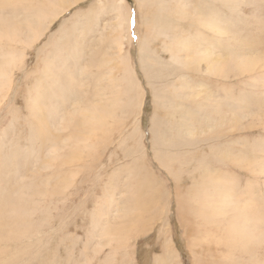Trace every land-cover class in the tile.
I'll return each instance as SVG.
<instances>
[{
  "label": "rangeland",
  "instance_id": "rangeland-1",
  "mask_svg": "<svg viewBox=\"0 0 264 264\" xmlns=\"http://www.w3.org/2000/svg\"><path fill=\"white\" fill-rule=\"evenodd\" d=\"M124 1L125 51L118 0L68 8L23 62L3 44L0 62L16 57L0 93V264H162L167 240L163 264H264V0ZM203 17L221 19L220 44ZM200 32L224 42L226 77L204 71Z\"/></svg>",
  "mask_w": 264,
  "mask_h": 264
},
{
  "label": "bare ground",
  "instance_id": "bare-ground-1",
  "mask_svg": "<svg viewBox=\"0 0 264 264\" xmlns=\"http://www.w3.org/2000/svg\"><path fill=\"white\" fill-rule=\"evenodd\" d=\"M79 1H83V0H0V9H5V8H9L10 6L15 8V11H12V18H8V19H4L3 23H1L0 25H6L8 28L4 29L2 28V26L0 27V51L4 50V46L3 44H7L9 47H14L15 49H17L16 47L18 45H20L22 48L20 49V54L17 55V60H22V57H24V49L26 47L24 46H30L31 44L37 40L39 37H41L44 32L42 31V28L46 31L48 29V27L50 26V23H52L56 18H58L59 16H61V14H63V12L67 11L68 8L72 7L73 5H75L76 3H78ZM139 1L140 5L142 8H149L150 7V3L152 0H137ZM156 1V0H155ZM153 1V2H155ZM116 3V2H115ZM118 5L116 6V4H114L116 6L115 10H116V17L115 19L118 20L117 24L114 23L113 29H112V33L114 35V37H112V42L116 45V47L118 48L119 51H125V41L128 39V27L126 26V11L124 12L125 9V1L124 0H118ZM155 4V3H154ZM113 5V4H112ZM113 5V6H114ZM111 10V9H110ZM114 10V11H115ZM7 11V10H6ZM10 11V10H9ZM169 11V9H168ZM26 12V13H25ZM112 12V11H111ZM77 14V13H76ZM146 14V13H144ZM160 16V15H159ZM164 16V15H163ZM218 16V14H217ZM6 17V16H5ZM4 17V18H5ZM8 17V16H7ZM6 17V18H7ZM3 18V16H2ZM145 18V17H144ZM148 18V17H147ZM171 19V18H170ZM3 20V19H1ZM173 21V20H171ZM200 21V26L204 29L209 30L211 33H214V40L218 41V43L220 44V42L226 38V28L224 25H222V23L220 21H216L213 17H203V19H199ZM144 22V21H143ZM21 23V24H20ZM149 23V22H148ZM147 22L145 24H148ZM110 24V23H109ZM166 24V23H165ZM3 26V27H4ZM165 26V25H164ZM173 26V25H172ZM162 27V26H160ZM171 28V26H169ZM166 28V27H165ZM169 29V28H168ZM175 29V28H174ZM138 32V31H137ZM144 32V31H143ZM140 34V33H139ZM199 34V33H197ZM112 35V36H113ZM150 35V34H149ZM151 36V35H150ZM202 36V38L205 39H209L210 41L208 43H210V46L206 48L205 52L203 55H205L209 59V63H207L205 65V67L203 68L204 71L208 74L211 75H217L220 77H226L227 73H229L228 71V65H229V58H227L224 55V42H222V48L217 49L214 45L215 41L211 40L212 37H208L207 33L200 32V35ZM213 36V35H211ZM142 39V38H141ZM141 39L139 38V48L140 51L144 52V54L146 53V55L150 54L151 51V46L148 45H142L140 44ZM213 39V38H212ZM185 40V39H184ZM129 41V40H128ZM128 41H126L128 43ZM147 41V40H146ZM36 42V41H35ZM186 42V41H184ZM182 42V43H184ZM203 43V41H202ZM206 43V41H205ZM203 43V44H205ZM217 43V45H218ZM211 45H214L213 47ZM128 46V45H127ZM203 48V47H202ZM10 49V48H9ZM9 49H7L9 51ZM13 49V48H12ZM26 50V49H25ZM19 51V50H17ZM3 52V51H2ZM6 52V51H5ZM13 53V52H12ZM16 53V52H15ZM7 54V53H5ZM151 55V54H150ZM5 56V55H4ZM145 56V55H144ZM7 57V56H5ZM16 57V56H15ZM14 56L9 55L8 58L3 59L0 62V93H2L3 89L5 87L8 88L9 84L7 83L9 81H11V76L13 74V64H14ZM3 58V57H2ZM121 59H126L125 61H121L123 63L122 67H123V79L127 80V81H131V86L132 88L139 87V82L137 79V76L135 74V70L134 68H132L131 66V61L130 59L126 56V57H122ZM120 59V60H121ZM141 59V58H140ZM246 59V61H244ZM243 61L240 63H236L237 67H243V66H247L248 64L252 65L251 63L253 62V60L249 59V58H245ZM231 60V59H230ZM204 61V60H203ZM233 61V60H232ZM235 61V60H234ZM237 61V60H236ZM252 61V62H251ZM155 62V61H154ZM231 62V61H230ZM19 63V62H18ZM17 63V64H18ZM233 63V62H232ZM20 64V63H19ZM247 64V65H246ZM232 65V64H231ZM235 65V66H236ZM254 65V64H253ZM252 65V66H253ZM143 68V64L140 65ZM195 66V65H194ZM251 66V67H252ZM149 67V66H148ZM234 67V66H233ZM16 68V67H15ZM230 68V67H229ZM232 68V67H231ZM246 67H244L243 69H245ZM238 69V68H237ZM242 69V68H241ZM231 70V69H230ZM228 71V72H227ZM188 81V80H187ZM130 83V82H129ZM189 83V82H188ZM201 83V82H200ZM6 84H8L6 86ZM134 84V85H133ZM184 85V84H183ZM203 86V87H202ZM200 86V92H205V88L204 85ZM207 89H209L207 87ZM133 90V89H132ZM141 90V89H140ZM139 90V91H140ZM194 90V89H193ZM195 91V90H194ZM208 92V91H207ZM140 93V92H139ZM214 93V92H213ZM202 94V93H201ZM205 94V93H204ZM210 94V93H209ZM196 95V93H195ZM2 97V96H1ZM156 98V97H155ZM165 99V98H164ZM1 100V99H0ZM136 105L138 107V105H140V101H139V96L137 95V99H136ZM165 103V102H164ZM116 105H111V113H114V108ZM161 106V105H160ZM113 108V109H112ZM89 113H87L88 116ZM90 115V114H89ZM97 120L99 119L98 117L99 114L95 113L94 115ZM90 117L92 118L93 116L90 115ZM93 119V118H92ZM95 119V120H96ZM73 120V119H72ZM97 122V121H96ZM96 124V123H95ZM62 126V125H61ZM155 126V125H154ZM138 128V127H137ZM139 131V130H138ZM137 131V132H138ZM190 132V131H189ZM135 133V132H134ZM140 135V134H139ZM158 135V134H157ZM66 137V136H65ZM133 137V136H132ZM140 138V136H139ZM67 139V138H66ZM159 139V138H158ZM65 142V141H64ZM80 143V142H78ZM84 143V141L82 142ZM66 145V143H65ZM140 145V144H139ZM138 145V146H139ZM64 146V145H63ZM49 152L51 154H53L52 156L54 157V154L56 152V146H53ZM143 152V151H142ZM144 153V152H143ZM138 154V153H137ZM141 155V153H140ZM51 156V155H50ZM142 156V155H141ZM47 158V157H46ZM49 158V157H48ZM57 158V157H56ZM54 157L53 161L54 163L56 162ZM59 159V158H58ZM57 159V160H58ZM49 160H52L51 158ZM45 161H48L45 160ZM51 162V161H50ZM65 162V161H64ZM49 163V162H47ZM61 164V163H60ZM51 166V163H50ZM50 168V167H48ZM52 168V167H51ZM59 168V167H58ZM166 171V170H165ZM213 171V170H212ZM217 172V171H215ZM68 174V173H67ZM65 174V175H67ZM217 174V173H216ZM69 175V174H68ZM67 175V177H68ZM173 175V174H172ZM220 175V174H219ZM171 176V175H170ZM64 177V174H63ZM70 179V178H68ZM73 179V178H71ZM70 179V180H71ZM176 181V179H174ZM229 180V179H228ZM48 181V180H47ZM63 182V181H62ZM69 182V181H68ZM162 182V181H161ZM227 182V181H225ZM61 183V182H60ZM211 183V182H210ZM218 182H216L217 184ZM69 184V183H68ZM68 184L66 186H68ZM150 184V183H149ZM229 184V183H228ZM59 185V184H57ZM64 185V184H62ZM218 185V184H217ZM155 186V185H154ZM225 186V185H224ZM227 186V185H226ZM229 186V185H228ZM62 187V186H61ZM221 187V186H220ZM64 188V186H63ZM229 188V187H228ZM67 189V188H65ZM222 190V189H221ZM228 190V189H227ZM60 191V190H59ZM65 191V190H64ZM220 191V189H219ZM45 192V191H44ZM51 192V191H50ZM58 192V190H57ZM63 192V191H62ZM47 193V191H46ZM64 193V192H63ZM63 193L61 195H63ZM125 214V212H124ZM128 214V213H126ZM125 214V215H126ZM128 218V217H127ZM130 219V218H129ZM109 221V220H108ZM107 221V222H108ZM98 223V222H97ZM107 224V223H106ZM113 224V223H112ZM99 225V224H98ZM110 226V225H109ZM112 226V225H111ZM145 226V225H143ZM163 226V225H162ZM106 227V226H105ZM162 228V227H161ZM107 229V228H106ZM110 229V228H109ZM104 231V230H103ZM110 231V230H109ZM112 231V230H111ZM164 231V229L161 230V232ZM117 232V231H116ZM165 232V231H164ZM164 232L162 233V235L164 234ZM166 234V233H165ZM101 235V233H100ZM109 237V235L112 236V238L115 236L117 237V235L113 234V232L110 234V232H107V230L105 232H103V236ZM164 236V235H163ZM104 238V237H103ZM110 238V237H109ZM108 238V239H109ZM101 239V238H100ZM116 239V238H115ZM117 240V239H116ZM109 241V240H107ZM120 241V240H119ZM100 245V244H99ZM164 257L162 259V264L164 263L163 260H165L166 262H168V259L173 256H175V253L177 254V250L173 249L171 246V242L167 240L166 245L164 247ZM191 253L193 252V248H190ZM170 252H173L172 255H169ZM167 255V258H166ZM175 259V258H174Z\"/></svg>",
  "mask_w": 264,
  "mask_h": 264
},
{
  "label": "snow or ice",
  "instance_id": "snow-or-ice-1",
  "mask_svg": "<svg viewBox=\"0 0 264 264\" xmlns=\"http://www.w3.org/2000/svg\"><path fill=\"white\" fill-rule=\"evenodd\" d=\"M133 23H134V20H133Z\"/></svg>",
  "mask_w": 264,
  "mask_h": 264
}]
</instances>
